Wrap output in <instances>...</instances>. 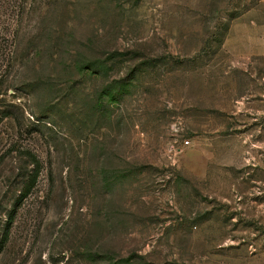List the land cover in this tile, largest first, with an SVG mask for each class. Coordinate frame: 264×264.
<instances>
[{"label":"rangeland","instance_id":"obj_1","mask_svg":"<svg viewBox=\"0 0 264 264\" xmlns=\"http://www.w3.org/2000/svg\"><path fill=\"white\" fill-rule=\"evenodd\" d=\"M0 264H264V0H0Z\"/></svg>","mask_w":264,"mask_h":264},{"label":"built area","instance_id":"obj_2","mask_svg":"<svg viewBox=\"0 0 264 264\" xmlns=\"http://www.w3.org/2000/svg\"><path fill=\"white\" fill-rule=\"evenodd\" d=\"M183 142H184V143H186V142H187V140H186V139H184V140H183Z\"/></svg>","mask_w":264,"mask_h":264}]
</instances>
